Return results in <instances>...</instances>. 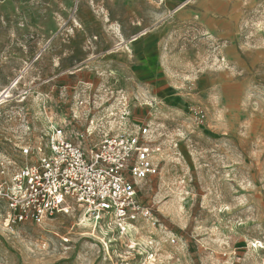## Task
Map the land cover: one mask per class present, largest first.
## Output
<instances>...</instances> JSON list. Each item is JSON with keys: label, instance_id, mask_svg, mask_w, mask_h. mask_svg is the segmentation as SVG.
<instances>
[{"label": "rangeland", "instance_id": "1", "mask_svg": "<svg viewBox=\"0 0 264 264\" xmlns=\"http://www.w3.org/2000/svg\"><path fill=\"white\" fill-rule=\"evenodd\" d=\"M15 79L14 168L54 128L83 146L146 128L158 168L125 232L84 208L4 229L0 205V264H264V0H0V92Z\"/></svg>", "mask_w": 264, "mask_h": 264}, {"label": "built area", "instance_id": "2", "mask_svg": "<svg viewBox=\"0 0 264 264\" xmlns=\"http://www.w3.org/2000/svg\"><path fill=\"white\" fill-rule=\"evenodd\" d=\"M20 151L30 159L21 167L0 159V205L9 227L84 208L95 221L107 218L125 232L148 216L136 186L156 173L159 150L146 128L128 137L103 134L87 146L54 128L45 146Z\"/></svg>", "mask_w": 264, "mask_h": 264}, {"label": "bare ground", "instance_id": "3", "mask_svg": "<svg viewBox=\"0 0 264 264\" xmlns=\"http://www.w3.org/2000/svg\"><path fill=\"white\" fill-rule=\"evenodd\" d=\"M18 82H19V80L18 79H15V80H13L12 81V83H11V85L8 87V88H6V89H4L2 92H0V105L1 104H3L5 101H6V99H8V98H10V93H11V89L12 88H14L17 84H18ZM125 110H121V112L123 113ZM38 113V112H37ZM39 115V114H38ZM112 125H114V124H112ZM50 128V127H49ZM112 128H113V131H114V133L115 134H120V133H122V132H124L125 131V129L124 128H122V122H119V125L118 126H112ZM44 146H45V144H44ZM139 182H142V181H138V183ZM142 219H145V218H142ZM2 226V225H1ZM78 226L81 228V229H89V228H92L91 227V224H90V222H89V220H88V217L85 215V214H81L80 215V218H79V222H78ZM4 229H6L7 227H9V225L7 224V222L5 221L4 223H3V226H2ZM133 228H135V227H133ZM136 230V229H135ZM92 233H95V229L93 228V230H92ZM101 234H104L105 235V232H102L101 231ZM85 235V234H84ZM104 237V236H103Z\"/></svg>", "mask_w": 264, "mask_h": 264}]
</instances>
